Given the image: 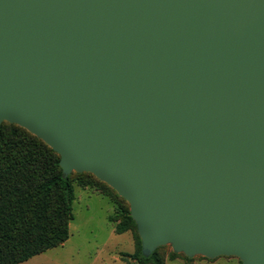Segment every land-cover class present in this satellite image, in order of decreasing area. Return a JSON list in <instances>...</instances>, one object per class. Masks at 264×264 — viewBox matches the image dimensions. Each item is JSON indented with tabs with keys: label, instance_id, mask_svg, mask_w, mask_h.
I'll list each match as a JSON object with an SVG mask.
<instances>
[{
	"label": "water",
	"instance_id": "water-1",
	"mask_svg": "<svg viewBox=\"0 0 264 264\" xmlns=\"http://www.w3.org/2000/svg\"><path fill=\"white\" fill-rule=\"evenodd\" d=\"M129 208L144 256L264 264V0H0V124Z\"/></svg>",
	"mask_w": 264,
	"mask_h": 264
},
{
	"label": "trees",
	"instance_id": "trees-1",
	"mask_svg": "<svg viewBox=\"0 0 264 264\" xmlns=\"http://www.w3.org/2000/svg\"><path fill=\"white\" fill-rule=\"evenodd\" d=\"M75 185L99 191L116 205L108 221L115 223L116 235L134 233L136 250L129 257L135 264H164L162 247L149 256L141 253L128 204L111 188L88 173L64 177L51 148L6 122L0 124V264L23 263L68 240Z\"/></svg>",
	"mask_w": 264,
	"mask_h": 264
},
{
	"label": "rangeland",
	"instance_id": "rangeland-1",
	"mask_svg": "<svg viewBox=\"0 0 264 264\" xmlns=\"http://www.w3.org/2000/svg\"><path fill=\"white\" fill-rule=\"evenodd\" d=\"M116 212V205L106 196L75 185L68 240L20 264H135L129 257L136 250L134 233L127 231L116 235L115 223L108 221ZM171 253L169 245L158 251L164 264H240L235 257L210 260L176 254L170 260Z\"/></svg>",
	"mask_w": 264,
	"mask_h": 264
},
{
	"label": "crops",
	"instance_id": "crops-1",
	"mask_svg": "<svg viewBox=\"0 0 264 264\" xmlns=\"http://www.w3.org/2000/svg\"><path fill=\"white\" fill-rule=\"evenodd\" d=\"M85 188H88V187H85ZM91 189V188H90ZM93 190V189H92ZM94 192H96V193H98V194H100V195H102L101 193H99L98 191H96V190H94Z\"/></svg>",
	"mask_w": 264,
	"mask_h": 264
}]
</instances>
